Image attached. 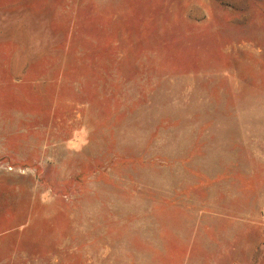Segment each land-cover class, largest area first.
<instances>
[{"label":"rangeland","instance_id":"obj_1","mask_svg":"<svg viewBox=\"0 0 264 264\" xmlns=\"http://www.w3.org/2000/svg\"><path fill=\"white\" fill-rule=\"evenodd\" d=\"M0 264H264V0H0Z\"/></svg>","mask_w":264,"mask_h":264}]
</instances>
